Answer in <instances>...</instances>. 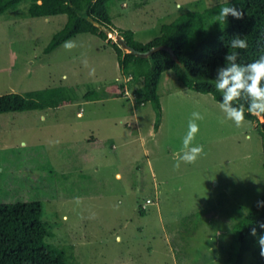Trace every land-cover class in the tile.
Wrapping results in <instances>:
<instances>
[{
  "label": "rangeland",
  "instance_id": "374dc122",
  "mask_svg": "<svg viewBox=\"0 0 264 264\" xmlns=\"http://www.w3.org/2000/svg\"><path fill=\"white\" fill-rule=\"evenodd\" d=\"M243 4L120 0L109 10L115 31L70 30L49 54L43 50L65 15L31 18L29 0L0 15V96L19 94L44 108L0 115V204L40 202L47 242L71 264H223L232 210L263 193L264 121L246 113L250 123L237 127L218 106L221 92L213 100L193 90L200 82L183 86L168 71L157 86L155 131L152 105H135L142 68L120 65L112 46L120 49L115 36L149 44L181 14ZM91 91L98 100L83 98ZM194 111L204 116L194 143L205 154L176 168Z\"/></svg>",
  "mask_w": 264,
  "mask_h": 264
},
{
  "label": "trees",
  "instance_id": "16d2710c",
  "mask_svg": "<svg viewBox=\"0 0 264 264\" xmlns=\"http://www.w3.org/2000/svg\"><path fill=\"white\" fill-rule=\"evenodd\" d=\"M22 1L24 0H0V15L15 11ZM29 1L28 14L31 18L66 16L63 29L52 37L43 50L44 54L55 50L63 41L62 35H70V30L75 35L92 36L98 34L95 24H105L116 30L111 23L109 10L120 0ZM239 9L244 13L242 20L229 16L225 24L218 22L219 25L211 30H208L206 23L209 19L213 20L220 10L181 14L162 28L159 38L149 44H137L132 37L125 36L127 45L135 46L139 53L161 46L169 49H159L145 58L123 54L115 45L112 46L119 63L125 66L133 63L142 68L141 84L133 91L135 105H152L155 131L161 118L156 89L162 73L172 71L182 85L189 84L190 80L200 82L199 86L192 88L195 92L203 95L211 93L210 96L218 98L219 91L215 89L214 80L217 68L224 66V57L228 53L238 52L239 64L251 63L264 55V0H244ZM237 34L247 39V49L230 48L231 38ZM101 39L105 41L107 38L101 36ZM121 90L123 91V87ZM96 95V91H91L83 95V98L96 101ZM43 109L41 104L19 94L0 96V115ZM262 141L264 143V132ZM262 154L263 193L246 209L244 205L243 208L232 210L230 219L234 220L229 228L231 242L225 249L227 257L223 264H247L248 260L249 264H264V257L260 255L258 245L259 237L264 235V229L259 227L264 223V207H257L258 201H264V151ZM42 212V204L38 201L0 204V264H71L63 249L47 242L52 233L41 221ZM144 214V211L140 212L141 216ZM254 227L256 236L250 234ZM221 230L223 232L227 229Z\"/></svg>",
  "mask_w": 264,
  "mask_h": 264
},
{
  "label": "clouds",
  "instance_id": "9594fccd",
  "mask_svg": "<svg viewBox=\"0 0 264 264\" xmlns=\"http://www.w3.org/2000/svg\"><path fill=\"white\" fill-rule=\"evenodd\" d=\"M179 7L177 5L178 9ZM229 16L236 20H242L244 13L234 5L231 7L225 6L213 17V20L225 24ZM101 25L107 27L106 29L110 28L105 24ZM95 26L98 27V24H95ZM110 29L115 31L112 28ZM64 46L71 48L73 44L71 42H65ZM229 46L232 49H247L248 41L246 38L237 34L231 38ZM224 59L225 64L223 67L217 68V75L214 81L215 89L222 93L221 100L217 101V103L220 110L225 114V118L232 121L237 127L245 123H250V121L245 120L246 113L264 121V55L259 56L258 59L248 64L237 63L238 52L235 51L228 53ZM122 96L126 98L128 92L125 91ZM213 100H215L214 96ZM203 119L204 116L200 112L194 111L191 113L187 125V132L182 138V149L178 162L175 165L176 168H179L180 162L193 164L205 154L204 146L194 143L200 131L198 122ZM127 126L131 127L129 125ZM112 148L114 147L112 146ZM257 207H264V201H258ZM259 227L264 229V223H261ZM250 234L256 236L255 227L252 228ZM258 245L260 255L264 257V235L259 237Z\"/></svg>",
  "mask_w": 264,
  "mask_h": 264
},
{
  "label": "water",
  "instance_id": "95a60500",
  "mask_svg": "<svg viewBox=\"0 0 264 264\" xmlns=\"http://www.w3.org/2000/svg\"><path fill=\"white\" fill-rule=\"evenodd\" d=\"M116 43L118 45H121L124 50H126L128 54H132V55H135L139 58H145V57H148L149 55H151L153 52L159 50V49H166V50H169L167 47L165 46H161V47H156V48H152L151 50L145 52V53H139L136 51V48L135 47H130L127 45L126 41L120 37V36H117L116 37Z\"/></svg>",
  "mask_w": 264,
  "mask_h": 264
},
{
  "label": "crops",
  "instance_id": "0c3cea01",
  "mask_svg": "<svg viewBox=\"0 0 264 264\" xmlns=\"http://www.w3.org/2000/svg\"><path fill=\"white\" fill-rule=\"evenodd\" d=\"M135 47V46H134ZM125 54V53H124ZM120 65H122L121 64V62H120ZM120 67V66H119ZM166 72H168V71H166ZM172 72V71H171ZM165 73V72H164ZM163 74V73H162ZM161 74V75H162ZM174 74V73H173ZM161 77V76H160ZM176 77V76H175ZM125 78H127L128 80H131L132 78H131V74L130 73H128L127 75H126V77ZM125 78H122L123 80H125ZM177 79V78H176ZM160 80V79H159ZM179 82V81H178ZM159 83V82H158ZM180 83V82H179ZM181 84V83H180ZM182 85V84H181ZM158 86V85H157ZM184 86V85H183ZM126 91V90H125ZM156 91H157V89H156ZM126 98H128V96L126 97ZM135 100V99H134ZM77 115L78 116H80V112H78L77 113ZM116 175H119V174H116Z\"/></svg>",
  "mask_w": 264,
  "mask_h": 264
},
{
  "label": "bare ground",
  "instance_id": "6f19581e",
  "mask_svg": "<svg viewBox=\"0 0 264 264\" xmlns=\"http://www.w3.org/2000/svg\"><path fill=\"white\" fill-rule=\"evenodd\" d=\"M109 35H110L111 38H113V35H114V34H113V33H110ZM116 37H117V36H115V38H113L114 41H116ZM120 47L124 50V48H123L121 45H120ZM125 51H126V50H125ZM126 52H127V51H126Z\"/></svg>",
  "mask_w": 264,
  "mask_h": 264
}]
</instances>
